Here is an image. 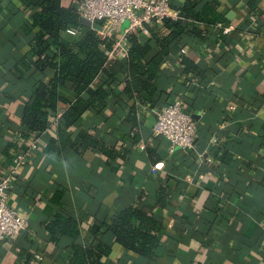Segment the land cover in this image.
<instances>
[{
    "label": "crops",
    "instance_id": "1",
    "mask_svg": "<svg viewBox=\"0 0 264 264\" xmlns=\"http://www.w3.org/2000/svg\"><path fill=\"white\" fill-rule=\"evenodd\" d=\"M194 1V10L218 19H183L202 36L185 34L171 48L153 91L128 97V73L116 58L107 64L114 82L99 111L66 125L60 119L68 104L59 102L48 127L31 132L23 107L53 70L35 66L29 11L20 0H0V177L28 153L8 197L28 225L2 240L0 264H65L75 243L91 242L93 224L128 206L160 222L159 245L147 258L106 235L108 264H264V0ZM184 2L169 0L168 18H178ZM218 25L234 29L223 34ZM81 31L70 28L74 41ZM61 94L73 100L68 89ZM171 98L196 121L191 149L171 151L152 132L155 111ZM67 217L77 239L47 229Z\"/></svg>",
    "mask_w": 264,
    "mask_h": 264
},
{
    "label": "trees",
    "instance_id": "2",
    "mask_svg": "<svg viewBox=\"0 0 264 264\" xmlns=\"http://www.w3.org/2000/svg\"><path fill=\"white\" fill-rule=\"evenodd\" d=\"M20 2L29 11V43L36 57L35 66L41 72L47 68L53 70L47 83L39 80L23 107L21 121L26 131H44L49 125V118L56 114L59 102L68 104L60 119L66 125H71L86 110L99 111L114 82L104 54V49L109 48L112 41L101 38L91 26L83 25L71 0H66V4L63 0ZM195 5L194 0H185L179 17L164 18L160 30L148 27L149 35L140 32L129 35L128 55L122 59L128 73L124 88L128 97H141L143 92L155 89L160 65L183 35L202 36L199 28L185 25V19L207 25L217 21L218 17L210 19L205 9L194 10ZM101 25L97 22L95 28ZM71 27L82 29L75 41L69 33ZM63 88L72 92L73 100L61 94ZM83 93L86 95L83 96ZM90 142L99 147L97 141L91 139ZM47 229L52 235L78 238L76 223L70 217L57 218L47 225ZM161 230L160 222L151 214L133 206L125 207L109 221L93 224L89 228L91 242L75 243L66 254L65 264H108L104 259L110 253V246L102 238L109 234L128 250L150 258L159 245Z\"/></svg>",
    "mask_w": 264,
    "mask_h": 264
},
{
    "label": "built area",
    "instance_id": "3",
    "mask_svg": "<svg viewBox=\"0 0 264 264\" xmlns=\"http://www.w3.org/2000/svg\"><path fill=\"white\" fill-rule=\"evenodd\" d=\"M71 3L80 19L88 20L101 38L112 41L110 47L104 49L107 63L116 58H127L130 34L140 32L148 35L149 25L172 17L169 0H71ZM125 21L127 25L120 28ZM97 22L102 23L99 28H95ZM218 26L223 34L234 29L232 26ZM155 115L152 132L167 139L169 150L193 148L196 121L184 111L181 100L173 99L156 110ZM27 154H17L12 160L13 169L0 177V244L5 237L22 232L28 225V219L20 216L8 201L14 170L25 162ZM158 165L155 164L154 168ZM34 257L41 260L38 254Z\"/></svg>",
    "mask_w": 264,
    "mask_h": 264
},
{
    "label": "water",
    "instance_id": "4",
    "mask_svg": "<svg viewBox=\"0 0 264 264\" xmlns=\"http://www.w3.org/2000/svg\"><path fill=\"white\" fill-rule=\"evenodd\" d=\"M81 23L87 27H90L91 26V23L88 21V20H85V19H81ZM194 119V118H193ZM195 120V119H194Z\"/></svg>",
    "mask_w": 264,
    "mask_h": 264
},
{
    "label": "rangeland",
    "instance_id": "5",
    "mask_svg": "<svg viewBox=\"0 0 264 264\" xmlns=\"http://www.w3.org/2000/svg\"><path fill=\"white\" fill-rule=\"evenodd\" d=\"M126 24H127V21H126V22H123V23L121 24V28L125 27Z\"/></svg>",
    "mask_w": 264,
    "mask_h": 264
}]
</instances>
